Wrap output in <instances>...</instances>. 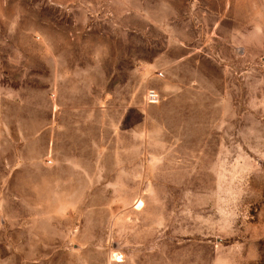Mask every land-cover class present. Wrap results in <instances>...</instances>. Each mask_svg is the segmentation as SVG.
Returning <instances> with one entry per match:
<instances>
[{
    "label": "rangeland",
    "instance_id": "374dc122",
    "mask_svg": "<svg viewBox=\"0 0 264 264\" xmlns=\"http://www.w3.org/2000/svg\"><path fill=\"white\" fill-rule=\"evenodd\" d=\"M0 264H264V0H0Z\"/></svg>",
    "mask_w": 264,
    "mask_h": 264
},
{
    "label": "built area",
    "instance_id": "2783aa9c",
    "mask_svg": "<svg viewBox=\"0 0 264 264\" xmlns=\"http://www.w3.org/2000/svg\"><path fill=\"white\" fill-rule=\"evenodd\" d=\"M147 100L150 104H155L158 101V95L154 91H150L147 94Z\"/></svg>",
    "mask_w": 264,
    "mask_h": 264
},
{
    "label": "bare ground",
    "instance_id": "6f19581e",
    "mask_svg": "<svg viewBox=\"0 0 264 264\" xmlns=\"http://www.w3.org/2000/svg\"><path fill=\"white\" fill-rule=\"evenodd\" d=\"M139 206H140V205H139ZM139 206H138V207H139Z\"/></svg>",
    "mask_w": 264,
    "mask_h": 264
}]
</instances>
